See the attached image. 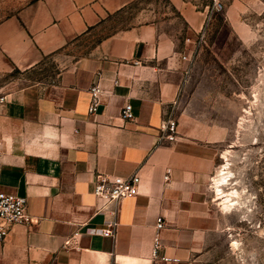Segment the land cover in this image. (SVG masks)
Returning <instances> with one entry per match:
<instances>
[{"label":"crops","instance_id":"1","mask_svg":"<svg viewBox=\"0 0 264 264\" xmlns=\"http://www.w3.org/2000/svg\"><path fill=\"white\" fill-rule=\"evenodd\" d=\"M143 1L39 0L23 19L0 23V69L59 65L0 105V193L25 199L34 220L0 241V264H250L215 197L220 137L182 108L210 5L170 0L186 27L182 40L165 15L97 35ZM90 36L87 54L73 56ZM95 84L100 104L91 114ZM126 103L134 121L122 119ZM169 119L178 123L175 141L162 130ZM136 174V197L107 204L94 195L99 175Z\"/></svg>","mask_w":264,"mask_h":264},{"label":"rangeland","instance_id":"2","mask_svg":"<svg viewBox=\"0 0 264 264\" xmlns=\"http://www.w3.org/2000/svg\"><path fill=\"white\" fill-rule=\"evenodd\" d=\"M210 5L206 26L196 43L182 108L204 126L215 129L219 160L215 181L224 165L234 178L224 191H238L231 210L233 236L250 264H264V0H220ZM39 0H0V23L23 19L24 11ZM175 20L171 26L182 40L186 27L170 0H146L113 16L97 35L103 36L159 16ZM91 36L72 51L85 56ZM59 71L49 60L32 73L0 69V98ZM229 160V162L227 161ZM227 161V162H226ZM226 172V171H225ZM215 197L220 202L215 189ZM221 203V202H220ZM223 207V205H222Z\"/></svg>","mask_w":264,"mask_h":264},{"label":"built area","instance_id":"3","mask_svg":"<svg viewBox=\"0 0 264 264\" xmlns=\"http://www.w3.org/2000/svg\"><path fill=\"white\" fill-rule=\"evenodd\" d=\"M214 9H221L222 4L220 0H212ZM99 86L97 84L91 90L92 102L90 106V113L97 111L100 104ZM5 98H0V105L3 104ZM122 119L126 122L134 121L133 108L130 103H126L121 112ZM163 132L166 133V139L175 141L178 136V123L174 119H169L162 127ZM168 179V178H167ZM141 179L136 174L125 180H117L99 175L96 179L94 195L96 198L106 202L107 204L117 203L126 199H131L139 194V185ZM34 224V220L28 212L27 203L25 199L15 195L0 193V241H5L11 233V229L16 225L30 226ZM165 227V219L160 217L157 220V233L154 239L152 256L159 257L162 248L160 232ZM105 237H114L115 233L108 230L104 233ZM163 261H169L168 258L163 257Z\"/></svg>","mask_w":264,"mask_h":264},{"label":"bare ground","instance_id":"4","mask_svg":"<svg viewBox=\"0 0 264 264\" xmlns=\"http://www.w3.org/2000/svg\"><path fill=\"white\" fill-rule=\"evenodd\" d=\"M225 157L227 159V156ZM227 161L229 162L228 159ZM228 166L229 163L224 165L223 169L219 172V176L215 181V189L217 192V196L221 200L220 202L223 205V209L227 211L231 210L233 207L238 205V199L240 197L238 191H232V192L224 191V187L229 184V181L232 178H234L233 174L230 171H227L229 169Z\"/></svg>","mask_w":264,"mask_h":264}]
</instances>
